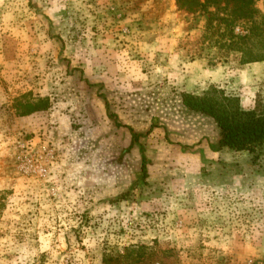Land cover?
<instances>
[{"label": "rangeland", "instance_id": "rangeland-1", "mask_svg": "<svg viewBox=\"0 0 264 264\" xmlns=\"http://www.w3.org/2000/svg\"><path fill=\"white\" fill-rule=\"evenodd\" d=\"M209 11L0 0V264H264V144L220 149L182 102L215 85L264 103Z\"/></svg>", "mask_w": 264, "mask_h": 264}, {"label": "trees", "instance_id": "trees-1", "mask_svg": "<svg viewBox=\"0 0 264 264\" xmlns=\"http://www.w3.org/2000/svg\"><path fill=\"white\" fill-rule=\"evenodd\" d=\"M178 6L188 11H195L198 7L209 11L223 9L228 16L219 17L228 23L229 49L242 54L243 64L264 61V14L254 6V0H177ZM242 21L246 24V33H235V24ZM183 104L190 110L208 116L219 129L218 146L220 149L229 148L235 151H249L254 153L257 147L264 144V103L258 100L255 107L246 109L242 106L239 96L228 93L225 89L212 85L202 94L186 92L182 95ZM39 104H30L26 113L39 109ZM132 134L129 150L140 144L145 135L127 126ZM142 175L146 179L149 175L147 158L142 145ZM131 251V250H130ZM127 258V253L110 256L108 261Z\"/></svg>", "mask_w": 264, "mask_h": 264}, {"label": "crops", "instance_id": "crops-1", "mask_svg": "<svg viewBox=\"0 0 264 264\" xmlns=\"http://www.w3.org/2000/svg\"><path fill=\"white\" fill-rule=\"evenodd\" d=\"M263 72H264V61H258V62L248 63L247 65L243 66L241 68L240 73H241V76L247 79V81L253 82L255 77H257L258 75H261ZM250 91H251L250 89L249 90L243 89V92L239 94L242 106L245 107L246 109H251L254 107L253 101L251 99L252 92ZM248 95H250V98ZM248 99L250 100V102L247 101Z\"/></svg>", "mask_w": 264, "mask_h": 264}]
</instances>
